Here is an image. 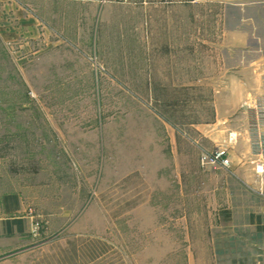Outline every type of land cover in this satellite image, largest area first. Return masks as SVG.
<instances>
[{
  "label": "rangeland",
  "instance_id": "1",
  "mask_svg": "<svg viewBox=\"0 0 264 264\" xmlns=\"http://www.w3.org/2000/svg\"><path fill=\"white\" fill-rule=\"evenodd\" d=\"M17 1L28 22L0 15V196L20 195L29 229L0 237V264H262L264 69L228 22L196 25L187 0ZM220 145L228 168L203 162ZM230 236L244 246L217 257Z\"/></svg>",
  "mask_w": 264,
  "mask_h": 264
},
{
  "label": "crops",
  "instance_id": "2",
  "mask_svg": "<svg viewBox=\"0 0 264 264\" xmlns=\"http://www.w3.org/2000/svg\"><path fill=\"white\" fill-rule=\"evenodd\" d=\"M189 10L193 12L194 21L196 25L200 26L202 18L213 12L214 16L223 17L225 23L228 22L229 29V42L231 49L237 53L245 51L248 58H252L247 62L246 68H263L264 69V0H237L229 4H216V3H188ZM3 9H8L9 17H15L20 22L29 21L25 16L24 7L20 5L17 0H0V15L5 18V15L1 12ZM216 12L219 14L216 15ZM222 13V15H221ZM1 18V17H0ZM199 29V28H197ZM262 69V70H263ZM263 84V83H262ZM259 99V98H258ZM257 98H254L256 101ZM261 99H259L260 101ZM254 117V112H252ZM264 128V127H263ZM264 136V129L259 130ZM256 130H252V139L249 148L255 152L256 157L258 156V141L254 138ZM249 135V138H251ZM260 147V146H259ZM257 158V159H258ZM261 199V197H259ZM263 204L259 205L264 208ZM25 212L24 205L21 197L17 193H7L0 196V237H19L27 234L29 229V221L23 213ZM252 217V216H251ZM260 220V222H259ZM258 221H253L254 233L257 232V227L261 226L264 230V222L261 218ZM234 236L225 237L221 240H217L215 245V255L225 256L232 255L234 260V253H231L232 247L229 245L230 242L238 243L239 247H243L241 241L236 240ZM227 242L226 246L218 245V242ZM247 242V240H245ZM234 243V244H235ZM249 247L260 251L259 256L262 257L261 261L264 264V231L263 238L260 242L252 241L249 242ZM262 251V252H261Z\"/></svg>",
  "mask_w": 264,
  "mask_h": 264
},
{
  "label": "built area",
  "instance_id": "3",
  "mask_svg": "<svg viewBox=\"0 0 264 264\" xmlns=\"http://www.w3.org/2000/svg\"><path fill=\"white\" fill-rule=\"evenodd\" d=\"M190 3H199L203 1H215L219 3H224V4H229L231 2H235L237 0H187ZM258 107L256 106L255 112H254V119L256 122V135L255 138L258 141V156L259 158L257 159V162L254 166L255 169V174L259 178V180L264 183V136L262 133L259 131L260 128L264 127V99H261L257 104ZM234 139L233 135H230L229 137V142ZM260 146V147H259ZM203 162L213 165V166H218L220 168H228L230 166V161L227 158V153H226V148L222 145L218 146L212 156H210L209 159H203Z\"/></svg>",
  "mask_w": 264,
  "mask_h": 264
},
{
  "label": "trees",
  "instance_id": "4",
  "mask_svg": "<svg viewBox=\"0 0 264 264\" xmlns=\"http://www.w3.org/2000/svg\"><path fill=\"white\" fill-rule=\"evenodd\" d=\"M263 229L261 226L257 227V232L252 236V239L254 241L260 242L263 238Z\"/></svg>",
  "mask_w": 264,
  "mask_h": 264
}]
</instances>
